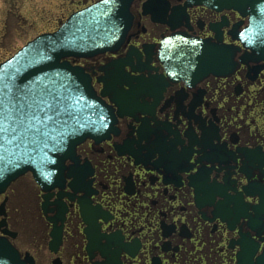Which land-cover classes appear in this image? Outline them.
Segmentation results:
<instances>
[{"label": "flooded vegetation", "instance_id": "1", "mask_svg": "<svg viewBox=\"0 0 264 264\" xmlns=\"http://www.w3.org/2000/svg\"><path fill=\"white\" fill-rule=\"evenodd\" d=\"M146 1L134 2L117 51L77 59L101 91L108 65L131 53L127 69L146 86L116 132L78 146L61 185L45 190L28 172L0 192V238L30 264H264V59L236 40L249 17L190 0H158L147 13ZM176 33L237 47L236 66L172 78L160 44ZM24 177L41 230L28 246L12 203Z\"/></svg>", "mask_w": 264, "mask_h": 264}, {"label": "water", "instance_id": "2", "mask_svg": "<svg viewBox=\"0 0 264 264\" xmlns=\"http://www.w3.org/2000/svg\"><path fill=\"white\" fill-rule=\"evenodd\" d=\"M200 1L210 5L216 0ZM222 1L250 7L251 24L240 38L264 59V0ZM133 2L99 0L0 64V192L27 171L43 185L54 184L81 142L89 137L103 139L113 130L116 114L123 112H116L98 95L83 66L67 58L116 50L134 23ZM232 52L229 47L223 51L227 65L232 63ZM170 54L172 63L189 64L188 49H174ZM114 72L112 79L121 80L118 70ZM0 264L27 262L9 240L2 239Z\"/></svg>", "mask_w": 264, "mask_h": 264}, {"label": "rangeland", "instance_id": "3", "mask_svg": "<svg viewBox=\"0 0 264 264\" xmlns=\"http://www.w3.org/2000/svg\"><path fill=\"white\" fill-rule=\"evenodd\" d=\"M0 0V62L37 34L55 29L60 18L65 19L73 9L93 0ZM29 177L20 179L14 186L18 192L12 197L17 208L18 224L25 246L36 242L38 232L32 212L33 194ZM31 190V191H30ZM27 242V243H26Z\"/></svg>", "mask_w": 264, "mask_h": 264}]
</instances>
